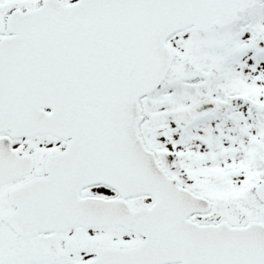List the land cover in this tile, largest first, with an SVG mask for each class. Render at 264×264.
Listing matches in <instances>:
<instances>
[{"label": "snow or ice", "instance_id": "snow-or-ice-1", "mask_svg": "<svg viewBox=\"0 0 264 264\" xmlns=\"http://www.w3.org/2000/svg\"><path fill=\"white\" fill-rule=\"evenodd\" d=\"M0 264H264V0H0Z\"/></svg>", "mask_w": 264, "mask_h": 264}]
</instances>
